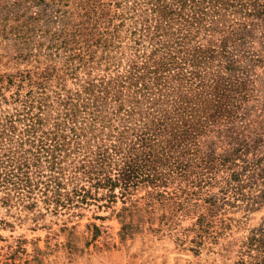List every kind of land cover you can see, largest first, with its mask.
Instances as JSON below:
<instances>
[{
    "label": "trees",
    "instance_id": "16d2710c",
    "mask_svg": "<svg viewBox=\"0 0 264 264\" xmlns=\"http://www.w3.org/2000/svg\"><path fill=\"white\" fill-rule=\"evenodd\" d=\"M22 2L44 5L13 15L0 0V36L30 42L49 10L46 23L58 26L44 29L48 54L62 65L0 73V202L30 209L41 201L56 212L87 203L93 185H120L126 201L132 189L145 187L146 205L172 215L201 210L189 227L194 240H216L211 200L204 206L200 199L211 172L233 158L228 152L220 160L201 144L204 135L230 129L231 141L243 142L245 73L233 74L238 66L226 61L232 44L251 35L262 4L102 0L99 12L97 0H80L75 14L63 0ZM227 14H240L236 25L225 24ZM100 48L102 74L90 77L88 69L78 77ZM68 79L77 86H67ZM247 251L239 264H264V239L254 235Z\"/></svg>",
    "mask_w": 264,
    "mask_h": 264
},
{
    "label": "rangeland",
    "instance_id": "374dc122",
    "mask_svg": "<svg viewBox=\"0 0 264 264\" xmlns=\"http://www.w3.org/2000/svg\"><path fill=\"white\" fill-rule=\"evenodd\" d=\"M258 1L262 14L254 19L251 35L243 45L232 44L235 48L233 53L228 49L226 61L238 66L233 74L245 73V128L238 129L243 131L239 137L243 142L240 144L238 138L231 141L230 129L204 135L201 144L203 151L213 150L220 160L228 157V152L233 158L211 172L203 187L208 193L200 199L204 206L210 203L205 201L207 198L211 200L213 228L220 232L217 239L206 238L201 245L194 240L195 233L189 227L201 210L172 215L160 206L145 204L148 188L132 189L131 200L126 201L120 185L109 189L100 184L89 187L87 203L56 212L41 201L30 209L0 202V264H239L241 257L248 255L251 238L257 235L264 239V0ZM4 3L13 15H29L44 5L28 8L26 4L31 3L22 0ZM63 3L68 4L63 8L75 14L80 10V0ZM95 6L102 12V0H97ZM2 13L6 14V9ZM49 13L47 10L38 22L37 28L43 30L28 43L0 36V73L42 71L48 64L62 65L61 57L49 58L44 29L55 30L58 26L46 23ZM236 16L240 14H227L225 24L236 25ZM129 28L128 23L121 40H125ZM211 38L215 40L216 35ZM94 55L92 67L76 70L78 77L87 75L88 69L90 77L102 74V48ZM73 80L68 79L67 86L76 87ZM237 126L239 122L232 129ZM135 200H141L139 205L132 204ZM133 208L141 209L136 214Z\"/></svg>",
    "mask_w": 264,
    "mask_h": 264
}]
</instances>
